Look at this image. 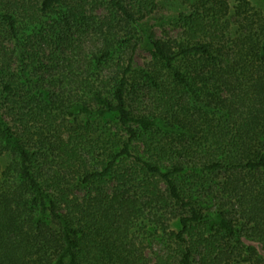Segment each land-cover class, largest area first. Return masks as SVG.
Instances as JSON below:
<instances>
[{
    "label": "trees",
    "instance_id": "16d2710c",
    "mask_svg": "<svg viewBox=\"0 0 264 264\" xmlns=\"http://www.w3.org/2000/svg\"><path fill=\"white\" fill-rule=\"evenodd\" d=\"M194 2L192 14L171 19L182 21L188 39V44L178 46L174 40L155 38L152 28L143 25L157 0L106 1L117 16L100 26L104 48L93 60L105 65L106 73L79 80L75 94L84 97L69 102L67 108L87 119L114 113L127 127L128 137L106 151L102 170L75 173L78 183L63 173H74L78 159L62 138L58 166L48 165L47 147H42L41 166L33 122L47 110L36 87L21 85L15 74L10 75L11 58L7 50H0V158H10L5 169L0 168V264H149L144 258L135 259L127 239L120 241L125 226L149 209H154L155 218L165 214L170 216L168 222L177 219L180 226L177 232H167L170 256L155 264H193L199 249V264H230L237 257L264 264V35L252 44L247 28L254 23V8L249 0H238L235 15L243 18L241 29L246 33L230 47L228 0ZM61 4L72 18H87L73 0H42L38 10L50 14ZM15 8L0 0V33L6 41H17L21 35ZM23 13L28 15V9ZM118 19L138 29L153 48L156 69L148 76L152 117H138L129 108V77L138 45L114 59ZM158 66L165 72L161 80ZM62 86L54 84L61 92L51 101L64 107L71 92ZM34 107L42 110L36 112ZM11 118L17 126L11 125ZM135 125L156 138L165 136L150 145L153 152L147 158L133 151L140 139ZM215 172L223 179L218 188L207 181V175ZM112 175L118 176L117 189L108 185ZM138 182L146 196L131 195L130 185ZM194 187L203 195L221 197L214 212L201 210ZM84 190L82 196L79 192ZM226 195L236 207L234 215L223 211ZM173 207L184 212L176 214ZM239 225L247 229L242 242L248 248L233 257L232 245L222 241V235L238 234Z\"/></svg>",
    "mask_w": 264,
    "mask_h": 264
},
{
    "label": "rangeland",
    "instance_id": "374dc122",
    "mask_svg": "<svg viewBox=\"0 0 264 264\" xmlns=\"http://www.w3.org/2000/svg\"><path fill=\"white\" fill-rule=\"evenodd\" d=\"M42 0H4L5 3L15 6V11L18 12L21 35L17 41H6L5 34L0 33V46L4 45L0 50H7L9 64L12 69L10 75L15 74L19 83L24 86L36 87L35 92L39 91V100L43 101V106L47 112H42V117L37 118L33 122V139L35 149H38L39 155H44L45 150L42 147L50 148L51 158L49 166H58V141L62 138L71 144V147L76 152V169L74 173L63 171L68 179L74 183L80 181L79 175L75 173L102 170L106 165V151L111 146L117 145L120 139L128 137L127 127H123L118 122L116 114L112 113L106 117L87 119L83 114H71L67 106L69 102H74L79 97L82 99L84 95L75 94L79 90V80L93 77L97 79L99 73H106V66L93 62L94 57L104 48V39L101 36L100 26L105 22L114 20L116 13H113L106 3L107 0H73L75 6L81 4L83 15L87 18L79 17L78 19L70 16V11L66 4L59 5L50 14H40L39 7ZM252 8H254V19L252 28H247V34L256 43L260 41L264 35V0H249ZM194 0L187 2L185 0H157L156 8L144 21L145 27L152 28L155 38L163 40H174L176 44L186 45L188 39L185 35V30L182 21H171L173 18H178L180 15H190L194 12ZM230 6L229 18L231 25L229 30L230 47L236 44L237 38L246 33L242 27V17H236V7L238 0H228ZM23 8L28 9L29 14L24 15ZM33 10L39 15L33 14ZM32 15H35L34 17ZM117 28L113 30V40L116 43V48L113 51L114 59L118 60L123 57L124 49H131L137 44V50L133 59V73L129 77V93H127V101L129 108L138 117H152L153 113L148 104L149 95V79L152 75L151 69H156L155 60L152 52L153 48L147 38L143 37L138 29L128 27V24L121 23L120 19L115 22ZM5 27V26H4ZM3 28V27H2ZM0 26V31H1ZM106 29V28H105ZM247 36V35H246ZM249 38V36H248ZM249 38V39H250ZM178 52V48L175 49ZM12 54V55H11ZM59 55V56H56ZM91 57L93 59H91ZM71 59V62H69ZM181 59V58H179ZM94 64H93V63ZM185 63H183L184 65ZM55 65L59 68L54 69ZM160 70V80L165 74ZM25 71V72H24ZM109 72L107 71V75ZM75 81V84L70 83ZM62 84L61 89L70 91L71 96L67 100L66 105H54L51 99L56 95V92H61L59 88H55L54 84ZM68 89V90H66ZM225 94V93H224ZM36 112L42 110L41 107H34ZM49 114V116H47ZM11 125H16L11 118ZM139 132L140 139L133 144V151L143 158L149 157L153 149L150 150V145H153L160 140H164V135L156 136L152 133L142 131L136 125L133 126ZM42 140H45V146L42 145ZM51 145V146H50ZM154 147V146H153ZM39 148L41 150H39ZM116 151V149H114ZM42 157V156H41ZM41 166L44 163V157L38 159ZM10 158H0V168L2 170L9 164ZM129 166L128 163H124ZM47 166H44L46 168ZM108 179V185L116 189L119 181L117 175H112ZM216 179V180H215ZM215 180V181H214ZM207 181L210 186L218 188L222 183L221 173H211L207 175ZM97 184L94 186L96 189ZM133 187V188H132ZM163 187V186H162ZM132 188V189H131ZM215 188V189H216ZM199 206L205 214L214 212L218 206L216 204L219 199L212 194L210 196L203 195L198 187H194ZM78 191V190H77ZM199 192V193H198ZM201 192V193H200ZM83 196L86 191L79 192ZM130 193L133 197L146 196L145 191L140 190V183L130 185ZM215 193V192H214ZM230 199L226 195L223 197L225 203L224 212L227 215H234L235 206L229 202ZM158 207V205H157ZM156 208V207H155ZM159 209V207L157 208ZM180 209V208H179ZM173 207L171 211L176 214L184 212ZM154 209H149L137 221L128 223L121 236V240L127 239L126 244L130 246L135 259L144 258L149 264H155L160 257L168 258L171 250L168 247V231H179L180 226L178 220L169 221L170 216H165L160 210V215L164 217L159 219L154 217ZM234 220H238L239 216H234ZM237 222V221H235ZM244 224V222H238ZM238 234L229 236L222 235V241L232 245L231 253L235 257V253H240L243 247L248 248L242 241H246L242 237L246 235V228L239 225ZM237 249H239L237 252ZM200 249L194 256L193 264H199L201 257L198 256ZM174 252V251H173ZM131 254V255H132ZM175 254V253H173ZM177 254V253H176ZM244 257V256H243ZM243 259V258H241ZM230 264H251L243 260L231 261Z\"/></svg>",
    "mask_w": 264,
    "mask_h": 264
}]
</instances>
